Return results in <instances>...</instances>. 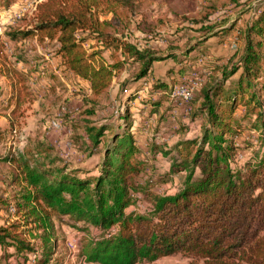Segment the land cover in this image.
Returning a JSON list of instances; mask_svg holds the SVG:
<instances>
[{
    "label": "trees",
    "instance_id": "16d2710c",
    "mask_svg": "<svg viewBox=\"0 0 264 264\" xmlns=\"http://www.w3.org/2000/svg\"><path fill=\"white\" fill-rule=\"evenodd\" d=\"M0 2L10 7L16 0ZM132 5L133 0H43L37 4L32 26L14 28L6 36L15 41L36 38L39 43H54L64 69L89 84L83 103L88 113L95 114L113 81L126 71V63L137 65V70L120 85L125 95L153 72L154 63L175 60L179 54L184 57L179 62L184 63L192 53L211 50L204 45L213 37L224 38L236 30L235 51L226 62L218 63L224 57L216 58L200 91L181 106L184 111L190 108L193 121L201 117V140H182L173 149L160 145L155 149L177 152L171 171H185L183 181L161 193L155 190L158 181L153 177L140 183L146 163L139 160L144 153L130 132L134 127L128 105L120 116L124 131L113 135L96 175L82 168L68 172L64 167L33 164L24 154L16 157L2 144L0 135V162L16 165L13 179L24 188V201L15 206L20 218L0 224V249L4 250L0 264H10L12 258L14 264H27L29 255L36 256L32 264H57L54 217H68L74 228L85 232L80 255L89 263L137 264L181 253L191 258L190 264H264V98L254 87L263 79L264 90V8L243 26L237 25L238 17L228 26L225 21L212 22L210 12L206 19L194 20L200 26L182 49L172 46V51L160 52L124 37L128 26H119L118 18ZM101 14H112V18L102 19ZM81 34L90 35L101 49L89 51L84 45L88 36ZM103 50L119 51L123 59L110 63ZM6 59L0 41V62L12 86L15 114L31 92L23 74L8 68ZM151 85L170 87L173 92L169 83L159 79ZM135 98V94L127 96V104ZM158 105L155 102L153 109ZM84 122L86 141L98 147L108 127L95 128L89 120ZM246 122L260 131L253 139L259 148L241 167L239 155L245 159L246 143L254 144L243 135ZM7 204L0 197V211ZM10 247L13 252L7 250Z\"/></svg>",
    "mask_w": 264,
    "mask_h": 264
},
{
    "label": "rangeland",
    "instance_id": "374dc122",
    "mask_svg": "<svg viewBox=\"0 0 264 264\" xmlns=\"http://www.w3.org/2000/svg\"><path fill=\"white\" fill-rule=\"evenodd\" d=\"M42 1L16 0L10 7L0 5V41L3 44V52L8 57L7 66L15 67L23 74L28 92H31L21 108L13 114L15 100L12 99V86L6 74L7 69L3 62H0L2 144L16 157L24 154L33 164L37 162L54 169L64 167L68 172L82 168L96 175L101 169L100 164L106 147L113 144V135L117 131H124V120L120 116L125 115V107L128 105L129 118L134 127L130 132L144 153L139 155V160L146 163L139 177L140 183L145 184L149 177H153L158 181L155 186L157 192L176 188L186 174L185 171L178 174L171 171L177 152L169 150L170 153L166 154L163 150L156 152L155 149H159V145L173 149L182 140H201L204 131L202 119L199 117L193 121L189 112L173 102L170 87L161 89L152 87L151 83L156 79L165 81L171 85L173 91L179 83L192 79L199 69H212L210 65L216 64L217 57H224L220 63L226 62L237 46L236 30L224 35V38L213 37L204 45L210 46L211 50L202 54L192 53L184 63L179 62L184 59L182 54L175 60L170 58L154 63L153 72L149 73L147 78L140 79L136 83L137 86L129 83L128 85H133L134 88L125 95L121 92L120 85L137 70V65L126 63V71L113 81L108 95L102 99L95 114H90L83 103V97L89 94V84L64 69L60 57L55 54L54 43H39L36 38L15 41L6 36L14 28L32 26L37 4ZM263 8L264 0H133V5L123 10L118 19L122 21L119 26H128L122 33L129 41L139 46L148 45L160 52H169L172 51V46L182 49L185 40L196 34L194 30L200 26V23H194V20L202 21L210 12L212 22L225 21V26H228L238 17L237 25L243 26L247 18L258 14ZM101 18L111 19L112 14H101ZM81 36H88L84 45L89 51L101 49L99 42L90 35ZM102 53L110 63L123 59L119 51L103 50ZM195 54L197 57L193 58ZM179 70L182 73H179ZM262 83L263 79H259L254 87L264 98ZM131 94H135L136 98L127 104V96ZM148 98L149 103L145 102ZM155 102L159 103L157 109L152 107ZM240 110L242 109L239 108L238 111ZM84 119L89 120V125L95 128L101 125L108 127L103 142L98 147L86 141ZM243 129V135L252 139L254 144L246 143L248 147L243 151L245 159L239 155L237 164L241 167L245 161L254 157L259 145L255 144L253 139L260 133L250 122L244 123ZM226 136L230 137V134ZM15 175V164L0 162V197L8 202L0 211V223L20 218V213L16 214L15 206L23 203L24 188L13 179ZM144 204L140 203V208H143ZM10 209L14 211L11 212ZM53 220L55 229L52 241L57 244V264H82L80 250L85 232L79 227L74 228L68 217H54ZM91 233L96 236L94 228ZM75 240L80 242L76 248L71 245ZM36 243L41 245L38 239ZM39 253L41 254L40 251ZM14 261L15 259H12L10 264H14ZM190 262L189 256L176 253L154 261H140L137 264ZM3 264H6L5 261Z\"/></svg>",
    "mask_w": 264,
    "mask_h": 264
},
{
    "label": "built area",
    "instance_id": "2783aa9c",
    "mask_svg": "<svg viewBox=\"0 0 264 264\" xmlns=\"http://www.w3.org/2000/svg\"><path fill=\"white\" fill-rule=\"evenodd\" d=\"M210 74H211V69L209 68L199 69V71L195 73L192 79L179 83L176 86V88L173 90V94H172V96L176 100V104L184 107L185 104L189 100H191L194 96L197 95V93L200 91V89L204 85L207 76H209ZM185 110L186 112H190V108L188 107H186ZM11 210L14 211L13 209H10V211ZM79 243H80L79 241L75 240L71 243V245L75 246L76 248ZM29 257H30V260L28 261L27 264L34 263L36 256L30 255ZM86 262L88 261L86 260L84 256L80 257V263L84 264Z\"/></svg>",
    "mask_w": 264,
    "mask_h": 264
},
{
    "label": "crops",
    "instance_id": "0c3cea01",
    "mask_svg": "<svg viewBox=\"0 0 264 264\" xmlns=\"http://www.w3.org/2000/svg\"><path fill=\"white\" fill-rule=\"evenodd\" d=\"M219 62H220V61H218V63H219ZM174 189H175V188H174ZM11 220H12V219H11ZM6 221H7V220H6ZM4 222H5V220H4L3 222H1L0 224H3ZM7 250H8L9 252H13V251H14L13 248H11V247L8 248ZM3 251H4L3 249H0V254H2ZM12 259H14V258H12ZM12 259H11V260H12Z\"/></svg>",
    "mask_w": 264,
    "mask_h": 264
}]
</instances>
